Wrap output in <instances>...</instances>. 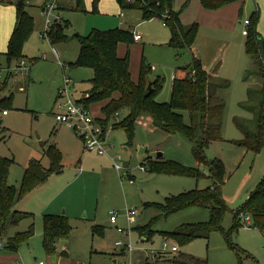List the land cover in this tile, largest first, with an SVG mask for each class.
I'll return each mask as SVG.
<instances>
[{"label":"rangeland","instance_id":"rangeland-1","mask_svg":"<svg viewBox=\"0 0 264 264\" xmlns=\"http://www.w3.org/2000/svg\"><path fill=\"white\" fill-rule=\"evenodd\" d=\"M18 1L0 0L1 57L8 49ZM22 1L33 17V28L22 46L24 56L11 66L0 64L11 67L2 96L13 94L7 114H2L0 155L14 159L7 180L16 187H20L31 159H40L45 168L52 165L45 152L48 146L61 151V168L52 170L44 182L14 205V209L32 216L17 225H8L0 239V264H185L191 257L206 264H264V231L244 223L242 217L241 224L232 228L233 212L242 207L264 176V147L254 151L241 143L246 135L254 139L263 100L262 77L256 60L246 50L248 37L242 33L243 21L250 19L248 30L256 24L258 35L264 37V0H231L216 9L204 8L201 0H174V7L182 9V23L198 24L191 49L170 46V29L161 18L144 20L139 9L124 8L118 0H96L97 8L95 0H83V9L77 8L75 0H57V8L49 16L42 7L48 0ZM47 20L53 28L61 24L67 39L52 43L46 32ZM117 27L142 36L139 41L119 42L117 51L120 57L129 54L135 81L139 79L141 63L147 65V79H158L160 84L158 102L170 100L175 68L190 64L196 55L209 74V89L225 104L221 114L222 138L213 140L205 155L209 162L221 159L224 163L222 194L229 210L221 221L223 229H211L207 238L181 244L166 235L181 225L205 223L210 216L209 207L198 205L175 211L163 209L166 197L212 184L208 177L210 164L195 159L189 139L164 131L153 124L150 114L141 113L129 142L124 129L113 128L128 113L124 108L118 111L119 119L115 112L106 121L110 147L107 154L101 155L86 151L74 128L56 120L58 104L64 100L58 94L65 85V75L73 82L69 91L73 100L81 99L93 87V69L76 65L80 48L76 34ZM22 59L26 67L17 68ZM104 103L93 100L90 104L97 118H107L102 109ZM179 112L189 123L188 112ZM141 147H146V155L140 153ZM157 152L163 154L165 161L196 167L206 175L197 179L194 175L151 171L145 157L158 159ZM118 154L122 160L117 159ZM116 163L125 168L118 171ZM130 209L136 212L127 215ZM111 211L118 212L116 223L109 219ZM46 214L67 216L72 231L55 242L54 253L44 247ZM31 224L33 232L16 251L4 248L9 235L25 231ZM141 227L145 228L140 233ZM224 230H229L228 236ZM164 242L169 248L176 244L178 251L162 250Z\"/></svg>","mask_w":264,"mask_h":264},{"label":"trees","instance_id":"trees-1","mask_svg":"<svg viewBox=\"0 0 264 264\" xmlns=\"http://www.w3.org/2000/svg\"><path fill=\"white\" fill-rule=\"evenodd\" d=\"M231 0H201L207 9L219 8ZM77 8L83 9V0H75ZM124 8L139 9L144 20L153 17L162 19L163 24L170 29L168 44L180 49H191L194 46L198 24L182 23L180 15L182 9H174V0H135L133 2L119 0ZM95 7L97 1L94 3ZM16 6V20L12 30L7 52L0 56V64L10 65L23 55L22 46L33 28V17L25 9L24 2L19 0ZM97 8V7H96ZM164 12V14H162ZM258 18V11L255 13ZM250 25L252 21L250 20ZM256 26V24H255ZM249 29L246 41L247 52L254 57L262 77L263 100L259 110L258 129L254 136L246 135L241 143L254 151L264 147V37L258 35L256 27ZM50 27L47 36L52 43L66 40L67 35L62 32V25ZM80 48L76 59L77 66H87L93 69L91 79L93 87L80 99L90 108L93 100L105 101L102 106L105 117L104 124L112 115L127 108L128 113L113 125V128H122L128 135L133 136L137 118L141 113H148L153 124L168 133H178L193 143L192 154L198 162L210 164L209 178L212 184L203 189H192L178 195L166 197L163 209L175 211L192 205L210 208L209 220L199 225H181L166 233L168 238L187 244L199 237L207 238L211 229H223L221 221L229 210L222 194L225 167L221 159L208 161L205 149L213 140L222 138L221 114L225 107L224 102L209 89V74L202 60L193 55L192 62L175 68L172 80V93L170 100L161 103L156 100L160 84L158 79L151 81L146 77L147 65L142 62L138 81H135L130 72V58L118 55V44L121 41L132 42L134 37L130 29L114 28L107 31L94 30L87 35L76 34ZM152 68V67H151ZM7 79L0 81V132L2 127V114L8 110L13 94L2 96L7 86ZM59 97V95H58ZM179 110L189 114L190 122L185 121ZM119 119V117H118ZM52 161L49 168H45L40 159L33 158L25 168L20 187L8 182V172L12 157L0 155V239L4 237L8 225H17L22 219L32 216L31 213L14 209L16 202L24 195L44 182L51 171L59 170L62 153L55 146H48L45 151ZM151 171L159 173L172 172L185 175H194L197 179L206 174L196 167L186 166L173 160L163 158L153 159L146 156ZM145 165V164H144ZM146 167V166H145ZM240 213L249 214L252 219L251 226L264 231V176L257 188L253 190L242 207L233 212L232 228L241 224ZM32 225L25 231H18L6 239L4 248L16 251L20 242L33 232ZM145 227H141L140 233ZM231 230V229H230ZM225 231V230H224ZM67 216L46 214L44 216V247L49 253H54L55 242L71 234ZM226 236L229 230L225 231ZM233 248L235 246L232 244ZM173 260V259H172ZM185 264H206L197 258H189Z\"/></svg>","mask_w":264,"mask_h":264},{"label":"built area","instance_id":"built-area-1","mask_svg":"<svg viewBox=\"0 0 264 264\" xmlns=\"http://www.w3.org/2000/svg\"><path fill=\"white\" fill-rule=\"evenodd\" d=\"M129 2H133L135 0H126ZM57 0H48L44 6L43 10L44 12L49 16L54 9L57 8ZM121 15H124L123 12ZM48 27L47 30L50 28V22L47 20ZM245 28L242 30V33L244 35L248 34V28L247 26L250 24V19L245 18L243 21ZM52 27V26H51ZM46 32L48 33V31ZM134 37V40L139 41L141 40L142 36L135 32L134 30H131ZM17 68H25L26 67V61L25 59H22L19 61ZM11 67L3 68L0 66V81L5 79L6 74L8 73V69ZM64 87L59 92V96L64 97V100L61 101L58 104V110L55 112V117L58 122H66L70 124L76 134L82 139L84 143V148L86 151H93L98 154H107L110 145L107 143V135L106 130L107 126L104 124V120L101 118H97L91 111V109L86 106L83 102L79 100H73L70 97L69 91L70 87L72 85V80L70 77L66 76L64 77ZM3 114H7V110L3 111ZM118 112L116 114V118L118 119ZM117 159H121V155H116ZM115 168L120 171L125 168L124 165L116 163ZM142 168H145L142 166ZM133 179H130V182H133ZM136 211L134 209H130L127 211V215H132ZM117 211H111L109 219L111 223H116L117 221ZM240 217L243 218L244 223L252 224V219L249 214L240 213ZM118 231L124 233V230L122 228H118ZM118 245L121 244L120 241L117 242ZM3 247V243L0 241V249ZM162 250H167L169 252L175 253L178 251V247L176 244L172 245L170 248L167 246V243L164 242V248ZM20 264V263H16ZM40 264H44L43 262H40Z\"/></svg>","mask_w":264,"mask_h":264},{"label":"water","instance_id":"water-1","mask_svg":"<svg viewBox=\"0 0 264 264\" xmlns=\"http://www.w3.org/2000/svg\"><path fill=\"white\" fill-rule=\"evenodd\" d=\"M118 1H119V0H118ZM151 84H152L151 81H149V85H148V88H149V89L151 88ZM146 150H147L146 147H141V148H140V153L146 155ZM147 156H148V155H147ZM156 156H157L158 158H160V157L163 156V154H162L161 152H157ZM53 259L55 260V257H53ZM167 261H171V258H168ZM114 262H116V260H114Z\"/></svg>","mask_w":264,"mask_h":264},{"label":"crops","instance_id":"crops-1","mask_svg":"<svg viewBox=\"0 0 264 264\" xmlns=\"http://www.w3.org/2000/svg\"><path fill=\"white\" fill-rule=\"evenodd\" d=\"M45 2V1H44ZM119 2V1H118ZM120 3V2H119ZM44 6V4L42 5V7ZM174 9H176L175 7H174ZM177 10V9H176ZM180 18H181V15H180ZM15 20H16V15H15ZM244 35V34H243ZM246 36V35H245ZM153 69H154V67H152ZM172 78H173V75H172ZM173 80V79H172ZM96 115V114H95ZM98 115V114H97ZM163 157V156H162ZM162 157H160V158H162ZM156 158H158L157 156H156ZM18 202V201H17ZM16 202V203H17ZM9 236H11V235H9ZM144 241V240H143Z\"/></svg>","mask_w":264,"mask_h":264}]
</instances>
